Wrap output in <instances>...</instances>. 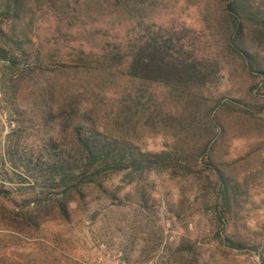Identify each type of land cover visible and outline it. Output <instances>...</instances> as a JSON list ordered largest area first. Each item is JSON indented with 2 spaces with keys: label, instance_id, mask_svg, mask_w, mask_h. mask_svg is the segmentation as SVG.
I'll list each match as a JSON object with an SVG mask.
<instances>
[{
  "label": "rangeland",
  "instance_id": "1",
  "mask_svg": "<svg viewBox=\"0 0 264 264\" xmlns=\"http://www.w3.org/2000/svg\"><path fill=\"white\" fill-rule=\"evenodd\" d=\"M30 10L29 29L28 4L19 21H8L0 9V25L25 42L27 53L31 32L60 100L65 89L84 92L105 134L146 151L165 149L176 154L174 161L194 160L189 172L176 161L175 170L143 181V207L137 188L114 175L103 184L106 192L87 188L62 218L48 184L7 161L13 148L28 155L40 139L60 140V133L29 122L28 60L15 67L0 60V264H264V75L250 73L228 49L215 0L137 6L49 0ZM150 34L162 43L179 39L182 48L174 52L210 62L211 83L184 97L131 79L117 59L103 65V55L128 56L133 43ZM250 36L249 50L264 68V31ZM85 54L92 61L85 62ZM206 156L239 184L230 206L216 203L217 180L204 165Z\"/></svg>",
  "mask_w": 264,
  "mask_h": 264
},
{
  "label": "trees",
  "instance_id": "2",
  "mask_svg": "<svg viewBox=\"0 0 264 264\" xmlns=\"http://www.w3.org/2000/svg\"><path fill=\"white\" fill-rule=\"evenodd\" d=\"M110 4H144L145 0H109ZM49 0H0V9L8 18L19 21L24 18V10L28 4V29L32 25L30 4H45ZM221 10V17L226 27L227 47L242 66L250 73L264 75V68L258 57L249 50L246 41L250 35L264 31V2L255 0H215ZM32 34L28 31V53L25 42H22L14 32L5 30L0 25V60L11 66L28 60V88L30 106L28 116L34 117L29 122L48 129L57 128L60 140L53 136L43 137L40 145L28 150V155L13 148L7 161L21 173L40 179L48 184L51 195H55V208L62 218L68 219L69 208L75 197L84 199L85 190L98 186L106 192L103 184L111 176H118L121 183L137 188L139 207H143L144 197L140 191L141 183L152 175L164 173L169 169L179 168L191 171L190 162L194 157L183 160L175 159V153L163 149L151 152L128 142L124 138L109 136L103 132L92 116L93 106L88 104L84 92L65 89L63 98L55 85L44 76L42 59L39 52L33 48ZM169 38L161 42L153 34L147 36L144 42L133 43L128 56L103 55V65L113 63L117 59L118 66H125V74L131 79L161 85L170 88L180 96L191 97L194 88L205 87L211 83V65L205 59L195 55L188 56L174 52L180 50L179 39L173 42ZM167 46L163 45L166 44ZM124 58V62L122 61ZM84 61H92V55H84ZM99 57L93 61L98 67ZM34 67V68H33ZM37 67L38 71H34ZM32 73V74H31ZM246 113V112H245ZM213 128L221 131V126L212 123ZM208 143V142H207ZM205 144V147L208 144ZM206 151L202 154H205ZM184 161L185 163H181ZM19 163V165H18ZM185 164V166H183ZM206 168L215 173L217 180L216 203L218 207L230 206L239 195V184L229 180L217 167L210 165L209 156L204 160ZM36 207L40 201L36 200ZM37 217L30 221L36 223ZM28 220V217L26 218ZM226 243L236 249L241 244L228 237Z\"/></svg>",
  "mask_w": 264,
  "mask_h": 264
}]
</instances>
